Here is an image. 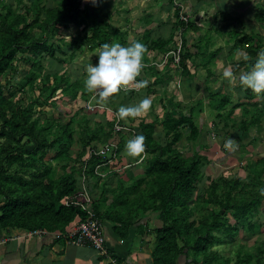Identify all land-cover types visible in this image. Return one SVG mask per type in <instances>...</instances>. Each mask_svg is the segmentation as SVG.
Masks as SVG:
<instances>
[{
    "label": "trees",
    "instance_id": "16d2710c",
    "mask_svg": "<svg viewBox=\"0 0 264 264\" xmlns=\"http://www.w3.org/2000/svg\"><path fill=\"white\" fill-rule=\"evenodd\" d=\"M82 1L59 0L57 4H41L40 0H34L32 4H25L24 14L15 13L13 4L8 3L5 6L6 13H0V196L4 197L3 202L0 201V229L65 231L78 218L84 219L85 214L80 208L67 207L64 204L65 198L81 189L79 182L81 172L70 162L74 157L70 148L75 141L76 124L83 127L81 133L78 128L83 149L74 157L79 158L75 162L85 161L89 148L97 146L98 143L108 142L117 134L121 136L119 139L121 156L126 152V138L127 140L130 138V133L127 131L115 133L114 124L118 110L116 108L122 104H129L125 98L129 96V92L142 94L144 86L138 90L121 89L102 101L95 97L94 102L103 104L105 108L90 111L86 105L93 92L84 87L83 75L71 80L68 72L59 74L57 70L50 72L44 68V62L50 58L62 65L69 63L76 55L82 53V46L99 49L105 42L112 43L113 35L120 34L118 27L111 25L109 29L110 21H107V24L101 23L98 14L104 0H91L84 8H81ZM175 11L180 25L183 26L179 62L186 66L187 59L192 58L193 45L188 43L185 32L198 27L188 16L187 19L183 18L180 7ZM218 12L222 15L223 26L230 27L231 32L236 34L238 28L231 25L235 21L241 22L240 18L227 10ZM256 16L263 19L264 8L257 11ZM73 25L82 26V32H76L68 37H56V30ZM241 29L243 31L244 27ZM249 41V37H240L237 44ZM142 42L146 45L145 55L147 51L162 49L165 39L148 38ZM120 43L126 44L125 41ZM252 50L256 54V49ZM19 61H25L30 65L25 75L30 86L36 85L35 80L39 76L37 70H46L44 81L36 86L40 88L48 86L50 95L56 94L61 88V91L73 98L76 103L82 102L79 104V112L83 113L81 118H76L79 112H72L69 121L57 125L51 139L44 131L49 132V126L51 127L53 121L49 120L46 128L40 124L39 117H34L35 103L39 106L38 109L44 106L41 99L36 98L35 101L23 106L15 103V95L10 94L14 79L12 76L14 71L11 72L10 68L14 70L15 62ZM136 79L139 81V76ZM158 83L156 76L151 87L156 88ZM227 101L228 98L222 100L219 107H225ZM92 121L96 123L95 127L90 126ZM258 122V116L252 117L249 121L244 120L241 125L242 132H246L251 125ZM121 123L128 124L124 120H121ZM186 123L191 128L189 138H195L199 134V129L192 116L188 114L181 113L177 116L169 110L161 121L162 134H156L157 123L154 121H141L137 129L146 137L147 154L146 158L137 164L142 167L137 168L135 178L129 185L119 178L116 186H108L107 182L112 177L107 178L105 182L104 179L99 197L97 200L94 199L95 212L103 225L106 221L113 223V231L121 239H127L131 230L135 228L136 233L142 234L143 239L152 244L151 236L154 234L152 264H211L212 258L216 260V264H254L253 254L245 250L244 243L234 257L227 255L219 261L216 251L210 253L209 250L221 242L215 232L228 238L227 241H232L236 240L240 228L246 230L254 225L252 215L258 210L259 196L262 194L261 190L254 187L258 181L254 180L252 187L248 189L246 184L239 185V179L227 180L233 185L225 197L215 192L214 186L210 197H207L213 208L200 219H191L194 209L190 206V201L198 181L202 179V171L200 159L184 157L174 146V143L182 138L181 129ZM162 137L166 140L161 139ZM23 138L27 140L23 141ZM32 142L35 146L29 149L28 144ZM54 149H56L54 158H66L62 165L65 172L56 179L53 178L55 173H52L51 165L47 164L49 159L46 158L49 151ZM140 156L133 158L127 155V163L131 166L136 165ZM100 160V156H93L87 161L89 176H94V166ZM254 166L256 167L257 163ZM263 167L264 164L258 169L259 177ZM53 171L56 172L55 169ZM119 173L115 172L112 176ZM89 188H92L90 183ZM239 189H246L249 194L242 192L233 194ZM228 213L232 214L235 223L231 222ZM57 240H61L63 244L67 243V239ZM199 254H202V261ZM190 256L193 258L192 262L189 260ZM258 263L261 264L260 258Z\"/></svg>",
    "mask_w": 264,
    "mask_h": 264
},
{
    "label": "rangeland",
    "instance_id": "374dc122",
    "mask_svg": "<svg viewBox=\"0 0 264 264\" xmlns=\"http://www.w3.org/2000/svg\"><path fill=\"white\" fill-rule=\"evenodd\" d=\"M33 1L0 0V13H6L5 6L9 3L13 4L15 13L24 14L25 4H32ZM40 1L41 4H57L59 2V0ZM90 1L83 0L81 8H84V5ZM179 7L182 9L183 18L187 19L188 16L198 27L185 32L188 43L193 45L191 47L192 58L187 59L186 66L181 62H176L173 57V51H176L180 46V35L183 30V26L180 25V21L175 15V10ZM263 8L264 0H175L174 2L173 0H104L98 14L101 23L107 24V21H110L109 29H111V25L120 28V34L112 36L113 42L125 41V45H127L135 40L142 42L143 39L148 38L165 39L162 49L147 51L143 57L144 66L139 78L147 80L148 84L143 87L142 94L129 92V96H124L129 104L138 103L144 96H150L152 105L139 117H129L127 123H133L136 128H139L138 125L141 121H154L157 123L156 134H162L161 121L169 110L177 116L181 113L192 116L199 129V134L190 139L191 128L186 123L181 129L182 138L174 143L182 156L200 159L202 179L198 181L194 196L190 201V206L194 209L191 219H200L204 213L213 208L207 197H210L214 186H216L215 192L225 197L228 189L233 185L229 184L227 180L239 179V185L246 184L248 189L256 180L258 184L254 186L255 189H264V167L260 177L258 172V169L264 164V95H257L251 89L244 90L239 84V75L251 69L259 50L264 48V18L260 19L256 16V12ZM220 10H227L235 17L240 18L241 22L235 21L231 25V27L238 28L236 34L231 32L230 27L223 26L222 15L218 12ZM33 16L34 14L31 17ZM241 27H244L243 31ZM90 29L91 27L88 31ZM80 31L82 32V26L73 25L64 29L60 28L56 30V37H68ZM245 36L249 37L250 41L237 44V40ZM253 48L256 49V54L253 53ZM81 49L82 53L76 55L69 63L62 65L57 60L50 58L44 62V68L50 72L57 70L59 74L68 72L71 75V80L81 75L84 78L87 74L86 66L89 63L96 64L98 62L100 48L90 49L82 46ZM145 56L146 59H144ZM15 65L14 70L10 68L11 72L14 71L10 94L15 95V103L23 106L35 101L36 98L41 99L44 106L38 109L39 106L35 103L34 117H39L40 124L46 128H48L49 120L53 121L51 127L49 126V132L44 131L45 135L51 139L57 125L69 121L72 112H79V104L82 102L76 103L73 98L61 91V88L56 94L50 95L48 86L46 88L36 86L44 81L46 70H37L39 76L35 80L36 85L30 86L25 79L30 65L25 61L15 62ZM225 68H231L234 73L235 79L231 83L223 76ZM156 76L159 83L154 88L151 86ZM133 85L134 83L130 84L124 91ZM61 86L64 87L63 84ZM153 89L155 90L151 91ZM227 98L225 107H219L220 102ZM54 101H56L55 104ZM82 115L83 113L79 112L76 118L80 119ZM256 116L259 117V122L251 125L246 132H242V122L249 121ZM76 125L75 141L70 148L74 157L79 155L83 149V142L80 140L81 135L79 134V131L80 133L83 131V127ZM95 125L94 121L90 122L91 127H95ZM120 137L117 134L112 136L111 140L119 141ZM229 138L232 139L234 145L231 149L225 147V141ZM161 139L166 140L165 137ZM26 140L27 138H23V141ZM101 144L103 143H98L97 146ZM34 146L33 142L28 144L29 149ZM55 153L56 149L50 150L46 155L47 160L49 159L47 164L51 165V171L55 173L54 179L65 172L62 165L66 162L64 161L66 158H54ZM74 157L70 162L75 164L76 169L78 168L82 173L84 162L82 160L75 162L79 158ZM260 158L262 159L259 160ZM126 162L127 159L123 160L122 158L116 164V168H121ZM136 167H142V165L137 166L136 164L122 170H132ZM133 174L135 175V172ZM112 175L101 178L91 176L88 182L92 188H89L88 182L87 187L95 200L98 199L97 190L100 191L104 179L105 182L108 180L107 178H115L110 181L112 184L116 178H120L129 185L135 178L132 174L127 175L126 173V178L119 177L121 174ZM82 180L83 173L80 176V185H82ZM238 192L249 194L246 189H239L233 194ZM3 200L4 197L0 196V201L3 202ZM228 216L231 222L235 223L232 214L228 213ZM252 216L254 225L246 230L240 228L236 240L227 241L228 238L215 232L221 242L213 245L209 252L216 251L219 256L217 261L223 260L227 255L234 257L241 244L244 243L245 250L253 254L254 264H259V258L261 264H264V193L259 196L258 210ZM199 226L198 223L197 227L199 228ZM154 239L155 236L152 234V249L155 243ZM199 258L202 261V254H199ZM189 260L192 262V256L189 257ZM211 264H216L214 258L211 259Z\"/></svg>",
    "mask_w": 264,
    "mask_h": 264
},
{
    "label": "clouds",
    "instance_id": "9594fccd",
    "mask_svg": "<svg viewBox=\"0 0 264 264\" xmlns=\"http://www.w3.org/2000/svg\"><path fill=\"white\" fill-rule=\"evenodd\" d=\"M145 49L146 45L139 40L127 45L119 42L103 43L98 52V62L86 66L84 87L89 92L95 93L100 100H106L132 83L140 87L146 86L147 80L136 79L144 66ZM223 76L230 83L235 79L231 68H225ZM239 84L244 90L251 89L257 95H264V48L259 50L251 69L239 75ZM151 105L150 96H144L135 104H122L117 110L118 118L127 122L129 117H139L148 111ZM145 139L142 132L129 138L125 144L126 154L133 158L140 156L145 150ZM233 146L231 138L225 141L226 148L231 149ZM261 191L264 193V189Z\"/></svg>",
    "mask_w": 264,
    "mask_h": 264
},
{
    "label": "crops",
    "instance_id": "0c3cea01",
    "mask_svg": "<svg viewBox=\"0 0 264 264\" xmlns=\"http://www.w3.org/2000/svg\"><path fill=\"white\" fill-rule=\"evenodd\" d=\"M126 156V152L122 154L123 160ZM137 168L124 173L121 169L119 177L126 178L125 173L135 176L133 172L136 173ZM114 179L111 178L107 185L116 186L119 178L111 184L110 181ZM97 192L98 198L99 189ZM104 223L108 255L88 245L63 244L50 235L21 236L15 239L13 236L21 234V229H0V264H152V244L147 243L142 234L136 233L135 228L127 239H121L113 231L112 222Z\"/></svg>",
    "mask_w": 264,
    "mask_h": 264
},
{
    "label": "built area",
    "instance_id": "2783aa9c",
    "mask_svg": "<svg viewBox=\"0 0 264 264\" xmlns=\"http://www.w3.org/2000/svg\"><path fill=\"white\" fill-rule=\"evenodd\" d=\"M173 57L176 62L180 61L181 58V42L179 48L176 51H173ZM168 58V57H167ZM166 58V61H167ZM129 88L140 89L136 83ZM124 90V89H123ZM97 95L93 93L91 99L87 103V108L89 109H103L105 106L94 102V99ZM117 115V113H116ZM115 133L119 131H127L130 133V138L134 135L140 133L139 129L136 128L134 124H122L121 120L118 118L114 124ZM87 158L84 162V168L82 169L83 180L80 191L76 194L71 195L64 200V204L67 207L75 206L80 208L84 214V219H77L71 223L67 230L65 231H47L45 229H34V230H22L21 234L13 236L17 239L21 236H43L50 235L55 239H67V243H73L77 245H88L99 251L101 254L108 255V241L104 231V225L101 219L97 216L94 209V198L93 194L87 187V182L91 178L88 175L89 166L87 161L93 156H100L101 160L97 162L94 166V176L108 177L111 174L120 171L123 168L131 166V164L126 163L121 168L117 169L116 164L122 160L121 151H120V142L115 140H110L101 145L91 147L87 152ZM147 154L146 151L141 154L139 160L135 164H140ZM81 173V174H82ZM89 186V182H88Z\"/></svg>",
    "mask_w": 264,
    "mask_h": 264
}]
</instances>
